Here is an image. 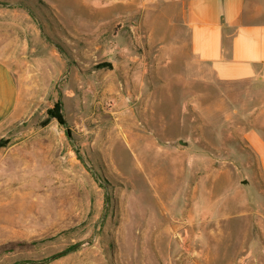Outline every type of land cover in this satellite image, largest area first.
<instances>
[{
    "label": "rangeland",
    "instance_id": "374dc122",
    "mask_svg": "<svg viewBox=\"0 0 264 264\" xmlns=\"http://www.w3.org/2000/svg\"><path fill=\"white\" fill-rule=\"evenodd\" d=\"M168 0H0V264H264L241 138L264 89L194 60ZM59 101L65 124L51 116Z\"/></svg>",
    "mask_w": 264,
    "mask_h": 264
},
{
    "label": "crops",
    "instance_id": "0c3cea01",
    "mask_svg": "<svg viewBox=\"0 0 264 264\" xmlns=\"http://www.w3.org/2000/svg\"><path fill=\"white\" fill-rule=\"evenodd\" d=\"M187 34L191 57L205 63L214 79L257 81L264 89V0H168ZM17 86L0 58V121L13 116ZM241 138L254 154L264 179V132L255 125Z\"/></svg>",
    "mask_w": 264,
    "mask_h": 264
},
{
    "label": "trees",
    "instance_id": "16d2710c",
    "mask_svg": "<svg viewBox=\"0 0 264 264\" xmlns=\"http://www.w3.org/2000/svg\"><path fill=\"white\" fill-rule=\"evenodd\" d=\"M49 113L51 114V116L56 118L59 123L65 124V119L61 112V106L59 101H56L54 106L51 109H49Z\"/></svg>",
    "mask_w": 264,
    "mask_h": 264
}]
</instances>
